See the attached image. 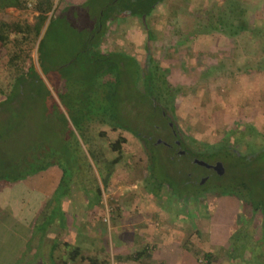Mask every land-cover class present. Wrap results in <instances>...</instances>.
<instances>
[{
	"label": "rangeland",
	"instance_id": "1",
	"mask_svg": "<svg viewBox=\"0 0 264 264\" xmlns=\"http://www.w3.org/2000/svg\"><path fill=\"white\" fill-rule=\"evenodd\" d=\"M222 1L163 0L144 18L147 29L140 19L124 22L122 25L128 29L117 28V23L111 20L103 23L102 29H107L101 40L104 50L134 57L141 69L148 55L152 56L175 89L173 97L163 101L150 90L154 89L152 85L138 92L128 71L127 76L123 73L112 109L117 115L114 121H110L105 111L111 107L107 98L94 107L96 102L92 99L81 102L84 91L77 95L75 90H68L62 84L60 91L48 82L50 77L66 78L71 70L76 74L86 73L87 69L74 66L71 59L74 55L79 58L87 54L81 51L85 39L79 40L77 33L94 25L91 17L96 14L99 1L55 0L56 9L43 24L36 18L37 14L30 11H8L9 18L17 21L22 31L31 34L33 42L28 64H33L39 75L31 73L26 82L24 79V91L18 100L0 106V157L12 161L20 154L22 143L27 146L38 138H48L53 145H59L56 148L59 158L63 140L69 145L72 157L76 154L75 144L86 154L88 162L79 158L73 160L75 156L72 160L76 170L73 165L69 168L70 195L63 206L71 228L62 236L63 239L76 236L75 245L84 255L92 254L109 264H139L131 260L119 262L114 254L124 249L126 255L146 245L155 254L161 249L166 250L165 254L170 249L184 252L193 264H264V259L254 257L260 252L264 257L261 212H253L252 206L236 195L218 191L222 189L221 182L213 187L214 183L208 179L201 185L206 166L191 162L190 154L180 155L177 151L182 147L197 157L198 149H203L204 145L223 144L235 153L245 154L249 147L238 137L242 136L241 131H246L249 145L253 142L261 146L259 155H253V164L242 171L247 176L252 197H255L257 175L264 179V89H261L264 79L260 73L264 70V0H241L242 19L247 29H253L254 39L243 34L228 37L218 32L200 33L188 41L178 38L181 29H189L185 17L198 8H216ZM114 3L115 11H121L124 2ZM41 38L42 44L37 50ZM6 59L4 51H0L2 86L10 78L2 74ZM38 77L45 83L46 90ZM133 77L142 84V76L137 73ZM159 106L162 111H168L166 118L174 123L175 134ZM122 123H126V127L121 126ZM118 136H124L127 141L123 144L120 161L108 170V160L117 156L110 143ZM156 137L167 143L154 142ZM176 138L184 145L177 147ZM96 148L103 154L100 160L89 157L90 149ZM52 169L54 171L38 173L26 182L34 187L46 181L52 187L57 174L58 180L61 176L59 169ZM232 173L222 179H232ZM205 190L213 192L196 197ZM86 226L90 227L89 232ZM9 231V227H0V264H7V259L11 264L14 251L9 244ZM93 235L97 236L98 249L90 252L87 239ZM206 252L213 253L209 262L203 257ZM230 253L234 262L229 260ZM151 260L150 264H165ZM167 260L170 262L168 257Z\"/></svg>",
	"mask_w": 264,
	"mask_h": 264
},
{
	"label": "trees",
	"instance_id": "2",
	"mask_svg": "<svg viewBox=\"0 0 264 264\" xmlns=\"http://www.w3.org/2000/svg\"><path fill=\"white\" fill-rule=\"evenodd\" d=\"M98 1L96 14H93L91 17V22L94 25L90 29H79L77 33L79 40L85 39L82 42L81 51L82 48L87 47L86 44L88 42H100L102 40V36L105 35L103 31L107 29H96L100 24H102L103 28V23H107L110 20L114 22L116 20L115 15L119 10L115 11L114 7L116 4L114 2H124V5L121 6L122 10H120L141 20L142 15L148 16L154 6L163 0ZM54 4L55 0H0V51H4V56L7 58L2 74L10 76L4 83V86L0 85V106L18 100L19 95L23 94L26 79H29V75L35 72L33 64H28V60L31 58L30 48L33 42L30 38L31 34L27 30L22 31L19 27L20 24L18 25L17 21L9 18L8 11L16 10L19 13L30 11L37 14L36 18L43 24L48 14L55 11L56 6ZM194 12L196 14H193ZM193 13V15L185 17L184 21L185 23L187 22L189 29H181L178 35V38L181 40L188 41L194 39L200 33L208 34L210 32H218L228 37L243 34L248 36V38L254 39L253 29H247L245 21L242 19L243 9L241 8V0H223L216 8L206 6L202 9H195ZM27 28L30 29V26ZM259 32L262 34L261 29H259ZM38 33L39 31L37 30L35 34L37 35ZM41 44L42 38L37 43V50H39ZM88 51L90 53L86 54L85 57L91 59L92 62L90 67L85 70L86 73L78 72V78H73L70 74L73 72L71 70L68 76L64 78V82L62 81V86L68 90H75L77 95L84 91L81 102H88V100L92 99L96 102L94 107H97L98 101L107 98L108 104L111 107L106 110L104 108V110L108 112L110 121H114L117 117L112 109L116 105L115 100L119 93L117 86L120 83V77L123 73L127 76V71L128 77L132 79L131 83L135 88L137 87L138 92L145 90L146 85L149 84L152 85L151 88H154L150 90H154L156 95L161 97V100L167 101L173 97L175 89L168 83L165 72L158 67L152 56L148 55L147 57V62H149L150 66L148 64L141 69L139 62L134 57L126 56L123 53L113 51L100 53L94 49ZM79 53L82 54V52ZM82 57L78 59H82ZM73 63H75L74 66L77 65V61ZM97 67L107 71V73L104 72L107 76L103 81L99 79V73H95ZM137 73L139 77L142 76V84H138L136 78L133 77ZM26 74L28 75L25 77ZM35 74L39 75L36 72ZM38 79L40 78L38 77ZM40 81L46 90L45 83L41 79ZM59 81L58 78L54 79L53 77H50V80L48 79L51 86L57 90L61 89L58 86ZM139 96L144 99L142 94ZM156 98L158 97L156 96ZM149 100L151 101V99ZM159 111H162L160 106ZM121 126L126 127V123H122ZM248 129H250V132L252 131V127ZM245 132L241 131L239 133L242 136L238 137V140L244 141L245 145L249 147L248 153H235V150L223 144L218 146L204 145L203 149H198L197 158L200 159L203 156L207 157V159H223L230 162L233 168L232 177L234 182L222 183V189L218 191L236 195L240 201H247L252 206L253 212H261L264 218V179L259 177L260 174L257 175V184L253 189L255 197H252L250 189H248L247 176L242 172L246 166L248 167L253 164V155L256 153L259 155L261 146L253 142L251 144L256 145V147L251 144L249 145L248 137L246 136L249 132L247 134ZM73 141L75 142L76 138ZM126 141L127 139L124 136H118L113 143H110L111 150L117 156L110 161L108 160V170H110V166L120 161L121 154L123 153V144ZM62 142L64 144H61L59 147L60 158L56 150L59 145H53L48 138L33 139L27 146L22 143L20 154L12 161H5L0 157V227L5 229L7 227L10 228L11 238L9 244L14 251L10 258L11 264H81L83 262L86 264H109L106 260L100 261L97 257L84 255L81 248L77 245L59 240L67 228V217L63 209V201L67 200L66 198H69L70 195L68 183L69 176L71 175L70 165L72 166L73 160L78 158L79 160H84V163L88 162L86 154L79 151L76 144V154L72 157L66 140ZM76 143L79 144L78 142ZM181 143L183 144L182 141ZM88 154L89 157L96 160H100L103 155L98 148L95 150L90 149ZM188 154L191 155L192 152H188ZM53 167L60 170L61 176L50 195L31 188L25 183L26 179ZM72 168H74V171L76 170L74 165ZM109 173L111 172H107L105 177L106 183H108L107 176ZM198 196L199 193L196 197L198 198ZM42 249H45L47 253L45 256L41 255L43 253ZM150 250L151 248L145 245L141 250L124 255L122 261L131 260L139 264H150L152 259ZM203 257L209 262L213 257V253L206 252ZM8 262L9 260L7 259L6 263L8 264Z\"/></svg>",
	"mask_w": 264,
	"mask_h": 264
},
{
	"label": "flooded vegetation",
	"instance_id": "3",
	"mask_svg": "<svg viewBox=\"0 0 264 264\" xmlns=\"http://www.w3.org/2000/svg\"><path fill=\"white\" fill-rule=\"evenodd\" d=\"M159 3H161V2H159ZM156 5L154 6L153 10L150 12V14L148 16L147 15L146 16L145 15H142L141 16V21L143 22L142 23L143 24L142 26L145 27L146 29H147V26L144 23V18L145 17H149L153 13L154 9L156 8ZM121 16H124V17H121ZM115 18H116V20L114 21V23H117V28H121V29H128V26L122 25V24H124V22H128V19L129 20H132V19L138 20L139 19L136 16H133L132 17V15H130L129 13L124 12V11H118L116 13V15H115ZM129 27H131V26H129ZM96 29H102V24H100L98 26V28H96ZM86 45L89 48H87V47L84 48V49L82 48V51L85 52L84 54H86V52H87V54H89L90 51H88V50H90V49L98 50L100 53H107V52H109L107 50H104L103 47H101L102 46V42L101 41L100 42H96V41L95 42H92L91 41V42H88ZM91 53L93 54V52H91ZM78 55H79V53H78ZM71 60L73 62H76L77 61V65L76 66L79 65L81 67H84V69H88L90 67V65H91V62H92V60L89 59V58H87V57H84L82 59H78V57H76L75 55H74V57ZM146 61H148V58H147ZM146 63H145V66H147ZM63 67L64 66H62V68ZM96 72L99 73V79L101 81H103L104 79H106V76H107V74H106L107 71L106 70H104L103 68L97 67L96 70H95V73ZM104 72H106V73H104ZM70 74L72 75L73 78H76L77 77V74L74 73V72H71ZM59 77H58V79L60 81L58 82V86L60 87L61 83L63 85V82H64L63 80H65V79L63 77H61V76H59ZM99 92H100V90H99ZM161 114L163 115V117L166 118L167 114L165 113V111H161ZM166 122H167V125H168L169 129L173 132V134H175L176 133V127H175L174 123L172 121H170L168 118H166ZM156 128H157V126H156ZM175 141H176L175 144H176L177 147L182 146V143H181V140L180 139L176 138ZM177 151L180 152L179 153L180 155L181 154H184L186 156L188 155V152L185 151L182 147H180ZM202 160H204V162H205V164H203V165L206 166L207 172L202 176V179L200 180V183H202L201 185H203V182L206 181V180H208V179L212 180V182L214 183L212 185L213 187L214 186L216 187V185H220V182H221V184L222 183H226V182H234V179L233 178L230 179V177L228 179H226V180H223L222 179V177L227 178L226 177L227 175L225 174V171L224 172H221L222 171L221 164H223V163H229L230 164V162H227V161H225L223 159H219V160L218 159H202ZM190 174H192V173H190ZM212 192H213V190H205L203 192H200L199 195L200 196L208 195V194H210ZM200 196H198V198Z\"/></svg>",
	"mask_w": 264,
	"mask_h": 264
},
{
	"label": "crops",
	"instance_id": "4",
	"mask_svg": "<svg viewBox=\"0 0 264 264\" xmlns=\"http://www.w3.org/2000/svg\"><path fill=\"white\" fill-rule=\"evenodd\" d=\"M70 1H73V0H70ZM264 65V64H263ZM261 76H263V79H264V70H261ZM261 89H264V83L263 84H261ZM262 96V95H261ZM263 104H264V102H263ZM52 171H54L53 169H51ZM55 170H57V169H55ZM48 171H50V169H48L47 171H45V172H48ZM45 172H42L43 174H45ZM55 173H58L57 171H55ZM38 175V174H37ZM58 175V177H59V174H57ZM58 177H57V179H56V181H54V183L55 184H53L52 185V187H50L49 185H48V183L46 182V181H42V184L41 185H37V186H30L26 181H25V183L27 184V186H29V187H31V188H35V189H37V190H40V191H42L43 193H45L46 195H50L51 194V192L53 191V189H54V187L56 186V184H57V181H59L58 180ZM44 179V178H43ZM27 180V179H26ZM52 183H53V181H52ZM47 186L50 188V190L48 191L46 188H47ZM48 188V189H49ZM63 209L65 210V208H64V206H63ZM65 212H66V210H65ZM66 217H67V228H66V230L62 233V235H61V237H60V241H67V242H69L70 244H73V245H75V243H77L76 241H74L75 240V237L73 236L72 237V239H71V237H69V239H63L62 238V236H63V234L64 233H66V231H69L70 230V225L69 224H71V222L69 221V218H68V216L66 215ZM90 228V227H89ZM87 226L85 227V230L87 231V229H89ZM173 230V229H172ZM87 232H89V231H87ZM99 234V233H98ZM155 235L156 236H158V232H156L155 233ZM86 236V235H85ZM159 237H160V235H159ZM88 238V237H87ZM97 238V236L95 237V235H93L92 237H89L88 239H87V244H88V247L89 248H87V251H90V252H93V251H95V249H98V247L96 246L97 245V242H98V239H96ZM121 238V240H122V237H120ZM155 240L157 239V237L156 238H154ZM116 241L117 242H119L120 240L119 239H116ZM163 241V240H162ZM168 241H170V243L172 242V239L170 240V239H168ZM123 245V244H122ZM117 246H120V244H118ZM118 248V247H117ZM120 248V247H119ZM151 248V247H150ZM45 251V249H42V252H44ZM138 251V250H137ZM167 251H169L167 254H165L166 253V250H164V249H161L160 250V252H158L157 254H155L154 253V251H152L151 252V255H152V259L154 260V263L158 260V261H161V262H164L165 264H193L192 263V261L189 259V257H188V255H186V254H184V252H173V250L172 249H170V250H167ZM123 252H124V249H123V251L121 250V251H117V253L116 254H114V257L116 258V259H118V261L120 262H123L122 261V259H123V256L125 255V254H123ZM133 252H135V251H133ZM47 253H41V255H43V256H45ZM127 254H130V253H127ZM90 256H92V254H89ZM229 256V260L231 261V262H234V259H232L231 258V256L230 255H228ZM167 257H168V259L170 260V262L167 260ZM254 257L256 258H258V259H264V257H263V254L260 252V253H258V255L256 254V255H254ZM129 261V260H128ZM151 263H152V260H151ZM255 264V263H254Z\"/></svg>",
	"mask_w": 264,
	"mask_h": 264
},
{
	"label": "water",
	"instance_id": "5",
	"mask_svg": "<svg viewBox=\"0 0 264 264\" xmlns=\"http://www.w3.org/2000/svg\"><path fill=\"white\" fill-rule=\"evenodd\" d=\"M154 142H163V143H167V142H165V141H163L161 138H159V137H156V139H155V141ZM189 160L191 161V162H193V163H197V164H200V165H203V164H205V162H204V160H202V159H199V158H197V157H195V156H189ZM207 165V164H206ZM208 166V165H207ZM221 168H222V171L221 172H224L225 171V174H228V173H231L232 172V170H233V168H232V166L229 164V163H223V164H221ZM220 172V173H221Z\"/></svg>",
	"mask_w": 264,
	"mask_h": 264
}]
</instances>
